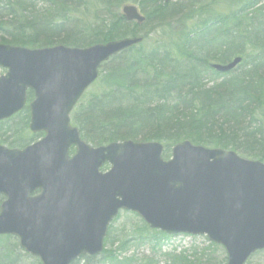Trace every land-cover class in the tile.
Instances as JSON below:
<instances>
[{
    "label": "water",
    "instance_id": "1",
    "mask_svg": "<svg viewBox=\"0 0 264 264\" xmlns=\"http://www.w3.org/2000/svg\"><path fill=\"white\" fill-rule=\"evenodd\" d=\"M122 14L127 22L144 21L132 7H123ZM140 42L41 50L0 45V68L6 70L0 77V121L23 109L29 90V130L45 134L21 152L0 147V195L6 197L0 236H17L42 264H69L100 252L108 223L122 209L167 234H205L225 248L227 264H244L264 249L263 165L185 143L174 147L169 162L161 161L155 144L92 149L69 126L68 114L101 65ZM239 62L211 68L227 73ZM70 146L76 154L68 160ZM105 162L111 169L102 175L98 169ZM36 189L41 195L30 199Z\"/></svg>",
    "mask_w": 264,
    "mask_h": 264
},
{
    "label": "trees",
    "instance_id": "2",
    "mask_svg": "<svg viewBox=\"0 0 264 264\" xmlns=\"http://www.w3.org/2000/svg\"><path fill=\"white\" fill-rule=\"evenodd\" d=\"M224 2L236 6L232 15L205 20L196 17L205 11L200 0L188 7L163 0H0V43L82 48L137 36L150 26L151 16L159 23L174 20L182 26L179 42L160 38L167 51L145 54L139 45L112 58L99 73L97 90L72 114V123L93 146L158 141L166 150L188 140L264 162V0ZM124 4H137L146 16L142 27L124 22L117 12ZM186 15L200 22V34L186 31ZM247 45L251 54L244 55ZM235 56L243 60L229 75L208 68L210 60L226 63ZM132 236L139 244L169 239L142 223ZM127 242L104 252L102 264H158L154 257L119 259L116 254ZM94 259L72 264H94Z\"/></svg>",
    "mask_w": 264,
    "mask_h": 264
},
{
    "label": "rangeland",
    "instance_id": "3",
    "mask_svg": "<svg viewBox=\"0 0 264 264\" xmlns=\"http://www.w3.org/2000/svg\"><path fill=\"white\" fill-rule=\"evenodd\" d=\"M192 1L196 0H174L172 2L166 3L165 0H163V4H171L173 6L174 4L188 7ZM203 2V7L205 8L204 14L200 16H196L200 19L210 20V19H224L227 14H231L235 11L236 6H231L230 4L220 0H200ZM137 5V4H135ZM118 13L120 12V6L118 8ZM145 16V15H144ZM189 15L182 16L185 17L182 19V22L184 26L187 29L186 31H190V28L194 34L199 32L200 28V22L193 17V19H188ZM156 15L151 16L149 18L150 26L139 35L143 37L144 42L142 44V52L145 54L148 52L153 51H167L168 46L163 47L161 44V39L164 41H168L169 43L177 44L179 40H177V37L179 34L180 38L182 36L181 30L182 26L180 23H177L180 25L178 28V25L173 24L174 20H162L160 23L156 20ZM104 18V17H103ZM177 31V32H176ZM179 38V39H180ZM183 38V37H182ZM164 41V42H165ZM214 54L213 52H209ZM224 53V51H223ZM150 54V53H149ZM173 55V52H171ZM220 54V53H218ZM251 54V48L249 45L246 46V49L244 50V55ZM217 56V53L215 54ZM212 56V55H209ZM171 57V56H170ZM214 62V61H209ZM4 71L0 70V75H3ZM97 90L96 87H91L86 93H85V100L89 98L93 92ZM24 113L21 115V118L23 119ZM25 118V117H24ZM16 118H13L9 121H7L5 125L0 129V144L4 145L3 143L9 144V143H19L20 140L26 139L25 130L19 131L17 133L14 132V129L17 130L19 128H22L21 122H18V120L15 122ZM264 122V121H263ZM16 123V124H15ZM26 123V119H25ZM1 125V126H2ZM9 126V127H7ZM27 132V130H26ZM12 134V135H11ZM33 136L27 141H31ZM37 138V137H36ZM35 140V139H34ZM29 144V143H26ZM26 144L20 145L19 147L14 146L15 148H21L25 146ZM140 224V221L137 217L134 215H131L130 213H121L119 218L115 220L109 229L108 232V243L106 244V251L113 252V249H107L110 246L116 248L118 247L122 242H127L123 249L118 253L120 254L122 260L128 256L135 255L138 259H145L147 257H150L151 255H154L153 257L156 258L159 263L164 264V257L161 256L163 254H174L179 255L181 253H184L180 255L185 260V263L188 264H225L226 262V256L221 247L211 245L204 237H187V236H177L172 239H170L166 244L163 246L155 245L153 243L148 242H142V244H139L134 240V237L132 236L133 231L135 228L138 227L137 221ZM0 264H35L34 262H38L36 259L31 258L30 256L23 253V251L18 247L17 242L10 237L8 240L0 239ZM13 252V253H8ZM10 256V257H6ZM103 255L97 257L94 259V264H102L103 262ZM246 264H264V251L255 253L253 256L249 258V260L246 262Z\"/></svg>",
    "mask_w": 264,
    "mask_h": 264
}]
</instances>
